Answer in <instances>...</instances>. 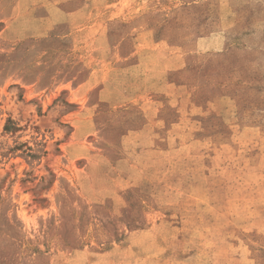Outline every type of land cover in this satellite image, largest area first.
<instances>
[{
	"label": "rangeland",
	"instance_id": "rangeland-1",
	"mask_svg": "<svg viewBox=\"0 0 264 264\" xmlns=\"http://www.w3.org/2000/svg\"><path fill=\"white\" fill-rule=\"evenodd\" d=\"M0 264H264V0H0Z\"/></svg>",
	"mask_w": 264,
	"mask_h": 264
}]
</instances>
